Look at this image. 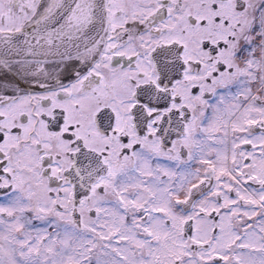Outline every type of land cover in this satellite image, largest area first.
<instances>
[{
  "label": "snow or ice",
  "instance_id": "obj_1",
  "mask_svg": "<svg viewBox=\"0 0 264 264\" xmlns=\"http://www.w3.org/2000/svg\"><path fill=\"white\" fill-rule=\"evenodd\" d=\"M0 264H264V0H0Z\"/></svg>",
  "mask_w": 264,
  "mask_h": 264
}]
</instances>
